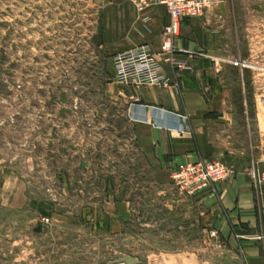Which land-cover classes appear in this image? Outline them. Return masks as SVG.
I'll list each match as a JSON object with an SVG mask.
<instances>
[{
  "label": "rangeland",
  "instance_id": "1",
  "mask_svg": "<svg viewBox=\"0 0 264 264\" xmlns=\"http://www.w3.org/2000/svg\"><path fill=\"white\" fill-rule=\"evenodd\" d=\"M118 3L133 2L0 0V264H176L167 252L182 249L196 264L198 208L174 171L158 181L119 94L114 51L132 36ZM208 13L228 37L227 65L249 72L246 137L260 145L264 0H221ZM161 53L170 65L163 37ZM227 76L243 98L237 74ZM254 170L264 173L252 168V180Z\"/></svg>",
  "mask_w": 264,
  "mask_h": 264
},
{
  "label": "crops",
  "instance_id": "2",
  "mask_svg": "<svg viewBox=\"0 0 264 264\" xmlns=\"http://www.w3.org/2000/svg\"><path fill=\"white\" fill-rule=\"evenodd\" d=\"M117 11L120 19L130 21L126 35L132 36V43L123 37L114 54L147 44L161 61L169 81L165 86L118 84L119 94L131 100L128 112L136 126L138 149L154 168L158 181L169 184L175 169L200 159L221 160L232 171L229 179L187 197L198 208L199 233L204 238L191 260L196 264H225L227 260L264 264V240H241L235 236L264 233V184L258 190L250 176L252 168L264 172V133L260 145L246 137L250 120L249 101L245 97L249 72L227 65L226 58H231L228 37L216 33L208 18H187L181 22L175 58L189 68L173 71L161 53L162 32L170 18L166 7L153 5L138 12L133 3H118ZM231 72L237 74L241 99L234 97L232 85L227 82ZM153 107L187 113L190 131L175 130L174 117L162 115ZM213 231L218 237L211 239L209 234ZM220 243L225 248L218 254L215 251L223 247ZM183 251L167 254L175 256L176 264H190L191 255L185 256Z\"/></svg>",
  "mask_w": 264,
  "mask_h": 264
},
{
  "label": "built area",
  "instance_id": "3",
  "mask_svg": "<svg viewBox=\"0 0 264 264\" xmlns=\"http://www.w3.org/2000/svg\"><path fill=\"white\" fill-rule=\"evenodd\" d=\"M221 0H132L138 12H143L153 5H163L169 14V23L164 27L163 47L167 54V61L173 71L188 69L189 67L179 62L175 55L179 51L176 46V38L180 35L181 22L187 18H198L218 7ZM236 66L249 67L246 60L235 59L232 61ZM115 77L120 85H168L169 81L164 74V67L156 58L152 49L147 44H139L130 49L117 53L114 57ZM162 115H172L177 122L175 130L189 132L190 117L187 113L179 114L168 111L164 108L153 107ZM134 118V117H133ZM172 129L169 125H160ZM232 175L230 168L221 160L200 159L194 163L177 168L173 172V184L187 197H192L199 191L214 186L215 183L229 179ZM254 185L264 181V173L259 174L252 171ZM218 237L216 231L211 233ZM238 239L258 240L263 239L264 234L243 235L236 234ZM222 243H220V246ZM223 246V245H222Z\"/></svg>",
  "mask_w": 264,
  "mask_h": 264
}]
</instances>
